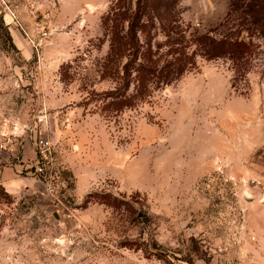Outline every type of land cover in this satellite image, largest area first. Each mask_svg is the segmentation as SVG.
<instances>
[{
  "label": "rangeland",
  "instance_id": "obj_1",
  "mask_svg": "<svg viewBox=\"0 0 264 264\" xmlns=\"http://www.w3.org/2000/svg\"><path fill=\"white\" fill-rule=\"evenodd\" d=\"M135 1L0 15V264H264V79L235 89L228 60L198 56L147 101L102 113L108 17ZM231 1L176 0L171 14L217 35ZM7 167L32 183L9 193Z\"/></svg>",
  "mask_w": 264,
  "mask_h": 264
},
{
  "label": "trees",
  "instance_id": "obj_2",
  "mask_svg": "<svg viewBox=\"0 0 264 264\" xmlns=\"http://www.w3.org/2000/svg\"><path fill=\"white\" fill-rule=\"evenodd\" d=\"M175 3L136 0L134 8L108 17L109 51L102 76L113 86L91 92L100 98L102 113L115 114L147 101L153 90L194 68L198 56L228 60L235 89L249 82L251 74L264 79V0H232L217 35L187 34L171 14ZM157 28L165 38L161 42L155 40Z\"/></svg>",
  "mask_w": 264,
  "mask_h": 264
},
{
  "label": "crops",
  "instance_id": "obj_3",
  "mask_svg": "<svg viewBox=\"0 0 264 264\" xmlns=\"http://www.w3.org/2000/svg\"><path fill=\"white\" fill-rule=\"evenodd\" d=\"M58 1L59 4H61V8L65 9L66 4L65 0H55ZM39 2V0H38ZM31 3H36V0H0V15H2L3 19L6 21H10V13L14 12L15 14H35V12L30 9ZM53 1H49L48 7L50 8ZM25 9L28 10L27 13H25ZM80 9L75 8V12L73 14H77V12ZM46 14V12H45ZM59 14H64L63 12H59ZM68 14V13H67ZM19 17L22 19V17L19 15ZM11 30L15 33L18 31L15 30L14 27H11ZM17 167V164H15V168ZM14 167H7V179L5 180V185L7 186V191L9 193H16L23 185L28 184L30 185L32 183V179H30L28 176L24 177L21 175H18L16 173V169ZM26 179V180H25Z\"/></svg>",
  "mask_w": 264,
  "mask_h": 264
},
{
  "label": "built area",
  "instance_id": "obj_4",
  "mask_svg": "<svg viewBox=\"0 0 264 264\" xmlns=\"http://www.w3.org/2000/svg\"><path fill=\"white\" fill-rule=\"evenodd\" d=\"M37 4L34 3L33 4V8L36 6ZM10 14H12V16H14V12H11ZM16 17V16H14ZM38 147H39V152L40 154H42V156L46 157L47 152L50 151L51 149V142L47 139H40L38 142ZM45 167V163H39L36 166V175L37 176H46L47 181V192L48 195H50L51 197L54 198L55 203L57 204V206L59 208H63V210H65V216L69 219H75L77 222V226H80L81 224L78 223V219L76 217L75 214V210L71 209L70 207L66 206V204H64V202L62 201V199L60 198V194H61V190H60V185L59 182L57 181V179L53 176L52 172H47V170L44 168Z\"/></svg>",
  "mask_w": 264,
  "mask_h": 264
}]
</instances>
